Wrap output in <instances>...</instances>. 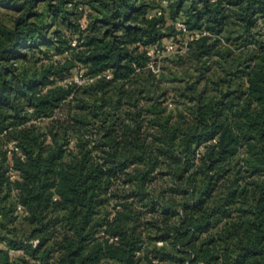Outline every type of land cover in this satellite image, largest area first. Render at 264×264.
<instances>
[{
  "label": "trees",
  "instance_id": "1",
  "mask_svg": "<svg viewBox=\"0 0 264 264\" xmlns=\"http://www.w3.org/2000/svg\"><path fill=\"white\" fill-rule=\"evenodd\" d=\"M0 6V264H264V0Z\"/></svg>",
  "mask_w": 264,
  "mask_h": 264
},
{
  "label": "rangeland",
  "instance_id": "2",
  "mask_svg": "<svg viewBox=\"0 0 264 264\" xmlns=\"http://www.w3.org/2000/svg\"><path fill=\"white\" fill-rule=\"evenodd\" d=\"M148 2L150 4V8L148 9L149 17L162 18V26L169 32V34L163 38L160 45L150 48L149 54L152 56L151 68L155 73H165L166 76L163 77L164 79H194L191 75L197 73V71L192 67V63L188 61L184 67H181L180 65H177L174 60L175 58H173L177 54H183L186 59H189L188 44L191 41L192 36L187 27H184V17H178L177 19L171 17V0H148ZM70 5H72V3H69V6ZM79 7L85 11L80 22L84 27H87L91 21L90 15L88 14L92 12V9L89 5H86L85 7L80 5ZM166 7L168 8L166 9ZM0 9L3 13L14 14L13 10L9 11L1 6ZM9 17L10 16H5L4 19L9 21ZM72 45H77V36L72 39ZM68 54L69 53L67 52L65 55ZM58 57L60 58L62 56L58 55ZM66 79H87V76L84 75L83 67H76L71 76ZM9 175L12 179L16 178V174L13 173L11 169ZM3 245L4 243L0 242V247Z\"/></svg>",
  "mask_w": 264,
  "mask_h": 264
},
{
  "label": "built area",
  "instance_id": "3",
  "mask_svg": "<svg viewBox=\"0 0 264 264\" xmlns=\"http://www.w3.org/2000/svg\"><path fill=\"white\" fill-rule=\"evenodd\" d=\"M167 2V1H166ZM161 12V11H160ZM184 27L186 28L185 24H184Z\"/></svg>",
  "mask_w": 264,
  "mask_h": 264
}]
</instances>
